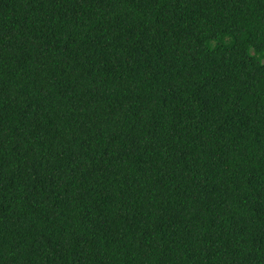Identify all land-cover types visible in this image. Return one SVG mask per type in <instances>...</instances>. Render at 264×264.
<instances>
[{
  "label": "trees",
  "instance_id": "16d2710c",
  "mask_svg": "<svg viewBox=\"0 0 264 264\" xmlns=\"http://www.w3.org/2000/svg\"><path fill=\"white\" fill-rule=\"evenodd\" d=\"M0 264H264V0H0Z\"/></svg>",
  "mask_w": 264,
  "mask_h": 264
}]
</instances>
